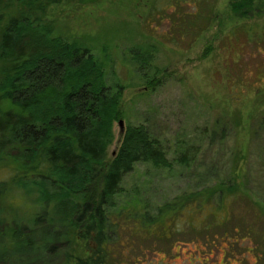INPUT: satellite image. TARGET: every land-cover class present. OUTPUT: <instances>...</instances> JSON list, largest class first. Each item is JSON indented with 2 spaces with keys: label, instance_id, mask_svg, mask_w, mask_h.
Returning a JSON list of instances; mask_svg holds the SVG:
<instances>
[{
  "label": "rangeland",
  "instance_id": "374dc122",
  "mask_svg": "<svg viewBox=\"0 0 264 264\" xmlns=\"http://www.w3.org/2000/svg\"><path fill=\"white\" fill-rule=\"evenodd\" d=\"M230 1L54 0L47 8L58 33L80 38L95 53L107 52L115 60L113 66L106 64V77L108 82L125 86L123 116L122 128L118 121L113 125L114 139L107 157L118 146L127 124L143 122L160 140L171 163L168 167L135 163L122 177L113 221L118 218L116 211L156 214L161 205L182 194L200 192V200L216 184L239 185L226 223L201 227V234L193 235L186 216L172 242L138 239L131 247L121 246L120 254L113 256L116 264H264V225L260 221L264 209V126H259L264 103L256 94V88L264 83V76L257 71L264 66V36L260 49L249 40L251 34L255 36L253 30L256 38L261 33L258 25L264 23V9L237 18L229 9ZM184 18L189 21L181 30ZM142 42L155 44L154 65L164 69L159 73L162 82L155 89H145L128 55L130 46ZM222 126L227 129L224 138L220 137ZM213 129L216 135L211 140ZM6 175L0 170V180ZM11 198L0 199L8 219L15 213L9 204L19 202ZM217 199L215 193L209 203L215 204ZM25 210L21 207L16 213L22 215ZM208 231L215 232V241L205 235ZM126 234L122 230L119 236L125 239ZM227 234L228 243L221 242ZM66 238L52 264H59L64 254L85 256L84 242L75 233ZM17 246L14 236L0 234V264H24L14 256L26 250ZM144 248L160 251L143 256Z\"/></svg>",
  "mask_w": 264,
  "mask_h": 264
},
{
  "label": "trees",
  "instance_id": "16d2710c",
  "mask_svg": "<svg viewBox=\"0 0 264 264\" xmlns=\"http://www.w3.org/2000/svg\"><path fill=\"white\" fill-rule=\"evenodd\" d=\"M53 1L0 0V170L7 172L0 180V199L9 195L19 200L9 204L15 209L9 219L0 206V234H11L17 248L26 250L14 257L24 264H52V257L58 259L61 240L75 233L84 242L85 256L64 254L59 264H116L113 256L120 254L121 246L131 247L138 239L169 242L181 231L186 216L193 235L201 234V227L226 223L238 184H216L200 200V192L182 194L161 205L156 214L122 210L111 219L122 177L135 163L165 167L171 163L160 140L143 122L127 124L107 157L113 125L123 116L125 86L107 81L106 64L115 63L107 52L97 54L82 39L56 31L47 16ZM263 5L264 0H231L229 9L234 17L247 18L263 11ZM181 21L182 30L189 20ZM258 26L262 30L257 38L256 31L255 36L248 32L260 49L264 23ZM156 52L150 42L128 48L145 89H155L162 82L159 73L164 69L154 65ZM257 71L264 76V66ZM256 94L264 103V83ZM261 114L259 126H264V108ZM226 130L222 126L221 138ZM215 131L209 134L211 140ZM215 193L217 202L209 203ZM21 207L26 210L19 215ZM215 209L219 214L213 213ZM122 230L127 232L125 239L119 236ZM206 234L215 241V232ZM224 237L220 241L228 243V234ZM144 249L143 256L160 251Z\"/></svg>",
  "mask_w": 264,
  "mask_h": 264
},
{
  "label": "water",
  "instance_id": "95a60500",
  "mask_svg": "<svg viewBox=\"0 0 264 264\" xmlns=\"http://www.w3.org/2000/svg\"><path fill=\"white\" fill-rule=\"evenodd\" d=\"M118 124H119L120 128H122V120H119Z\"/></svg>",
  "mask_w": 264,
  "mask_h": 264
}]
</instances>
